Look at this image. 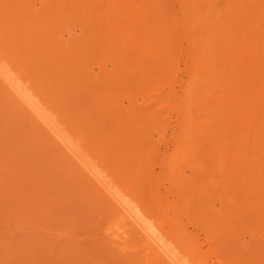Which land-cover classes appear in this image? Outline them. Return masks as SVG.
Wrapping results in <instances>:
<instances>
[{
  "label": "rangeland",
  "instance_id": "obj_1",
  "mask_svg": "<svg viewBox=\"0 0 264 264\" xmlns=\"http://www.w3.org/2000/svg\"><path fill=\"white\" fill-rule=\"evenodd\" d=\"M25 1H27V3H25ZM25 1L24 0H17V1L16 0H7V1L6 0H0V39H1L0 40V61H2L3 63L5 62L4 64L7 65L9 68H11L13 73L16 74V76L20 77V79H22L23 82H25L26 86L30 84L29 86L31 88V91L35 92L36 98H39V100L42 102L44 108H46L47 111L50 112L49 114L52 115L51 117L55 120V122L57 121L56 126H57V124H59V125H58V128L56 126H53L50 123H47L48 124L47 125L46 122L41 117H39V115H37L36 112H34L33 110H32V112H31V110H28L29 108L28 107L26 108L24 106L23 102L20 101V98L13 91L10 90L11 88L9 87L7 82L0 76V79L2 78V80L4 81L3 83H0V146H1L0 147V159H1L0 160V264H109L110 262H112L110 264H115V263L124 264V263H126L124 261H127V260H128L127 264H131V262H132V264H136V263L137 264H145V263L147 264L146 261L149 258L147 256L148 251L145 250V248L143 247V245H142L143 240L140 238V235H137L138 236V237L136 236L137 238L134 236V237H132L133 239L129 238L127 240L126 243H128V244H126V246L124 245L125 250L127 252L124 251V249L122 250V248H120V246H119L120 249H118L116 247L118 245H116V244H115L116 246L112 245L110 243L111 238H109L105 235L106 227H109V225L112 224L111 222H113L112 221L113 219L115 220V212L114 211H116V207L114 205L113 200H111L112 198H111L110 194L104 190L105 188L102 187V184H100L94 177H92L91 174L88 173L89 170L86 167V164L88 162V158H91L90 160L93 163L96 162L97 164H99L100 162H102V164L100 163V166L99 165H97V166H99L102 171H104V172H106V174H108V176H109L108 179L112 178V180L114 179V182L117 180L115 183H117L118 186L121 185V187L125 190L127 189L128 192H133L132 195H134V197L137 198L141 204H143V207H144V205L147 206L145 209L148 210V208L150 207L149 212L151 211V213H156L155 215H156V217H158V219L160 221L161 220H162V222L166 221L165 224L163 223L164 225H166V223L170 222V220L168 219L170 215L175 216L176 215L175 212H177L181 209V208H179L181 204L183 206L185 205L184 207L186 209L183 208V209H181V211H179V218L180 219L178 221H176V224L175 225H171V224L168 225L167 224L168 226L166 225L167 226L166 230H168V232L171 229V228H169L170 225L173 227H176V230H178V232H177L178 237L177 236H175V237H176V242H177L176 244H178V246H179L178 247L179 249L177 251H179V252L182 251V253H180L181 255L179 254V257L181 256V259L183 257L184 261L181 260L182 262L185 263L190 258L191 260H189V261L193 260L191 262V264L193 262H196L197 259H199L198 260L199 262H197L199 264H219V263L220 264H226L223 262V260L226 262L229 260L228 258H230V257L232 258V253L230 254V251L231 252L234 251L232 249L233 246H230L228 244L229 242H226L221 235L217 234L218 236H221V239H220V237L217 238L216 235H215L216 238H214L213 237L214 234H216V232L218 230H221L224 228V230H222V231L227 233V234L229 233V230H231L232 233L234 232L233 233L234 235L238 236V234H239L238 238L240 237L239 240L242 241V239H244V237L247 236V234H245V233H247L248 228L251 225H248L247 221L243 218L242 219L247 223V225L245 223V227L247 228V230H245L244 228H241L244 226V223H243L244 221L242 219H241L242 223H240L241 225L239 224L241 227L235 226L237 224L232 225L231 220L232 221L235 220V215L233 213L235 211H234V209H230L232 207H229V208L227 207L228 209H225L226 208L225 206H224L225 208L223 207L222 201L224 200L223 198H225V200H226V197H223L221 194L222 192L219 191L218 189H216V187L221 188L220 186H218L220 184L217 185V183H218L217 181L212 182V180L213 181H215V180L210 178L209 176L207 177L206 175H205L206 177H204V180H203L204 175L202 177H200V179H198V177L197 178L194 177L195 171H194V167H192V166H194V164H192L193 162L187 163L183 157H181L182 159L179 158L180 159V160H178L179 162L175 159V157H176L175 155H174V158L168 157L169 155L172 156L171 151L173 150L170 132L166 133V134H162L161 136L157 135V133H158L157 131L159 130L160 125H161V124L157 125L158 122H165V125L168 124L164 120L166 115L165 116L162 115V118H163L162 121H158L157 119H154V123L156 122V127L158 130L156 129L155 124H153L151 122V120L153 118H151L150 116H152L151 112H154V110L160 109L163 106V105H161V103L165 104L166 99L167 98L169 99L170 95H172L171 92L175 93L173 95L179 96L177 98V102L183 100L182 95L184 96L185 93L187 92L188 82L190 81V80H188V78H190L188 76H190L191 74L188 75V73H191V71H193V69L197 68V66H199V64H202V66L200 65L202 67L201 75L204 78H202L200 81L203 83V85L200 82L199 85L201 87L200 86L197 87V89H196L197 95L195 98L192 96L191 97L192 99H191L189 96L190 94H187V97H189V100L192 103H189V100H187L186 97L184 98V101L189 103L190 106H191V104L195 106V104L196 105L200 104L199 101L204 96V94H202V91L204 92L206 90L205 96H204V97H206V96H208L207 95L208 93L209 94L212 93L211 88H213V90L216 89L217 91L221 90V86H222L221 82H224V81L226 82L225 77L228 75V73L230 71L233 70L232 67H233V65L234 66L236 65L238 58L241 59V58L246 56V53L243 50H238L237 48L239 47L238 43H242L245 41V40H243V38H246V37L248 38V34L245 31L246 33L244 32L243 35H241L240 31L234 25H232L231 22L233 20L235 21L239 16H241V13L242 14L245 13V14H243L245 18L248 19L249 17H251V19H248V20H250V21L252 19L255 20V21L252 20L250 22L251 24H252V22H254V24L251 25V27H252V30L254 29V31H255L257 19L260 18L258 15V14H260L259 10H261L262 13H264V11H263L264 4H262V2L264 3V1H262V0L261 1L260 0H257V1L256 0H241L242 1V3H241L240 0L239 1L238 0H221L222 2L217 3V1L215 0L216 1V3H215L214 0H211L212 3L210 1L209 2L212 4V6L210 3H209L210 5L208 4L206 6V3H207V1H206L205 4L203 5V7L205 9L203 10V8H201L202 12H203L202 16H204V17H202V19L200 17L188 18V17H190L189 14L190 15H192V14L197 15L199 13V11H201V10H197V12H195L194 7L193 6H192L193 8L191 7V4H190L191 1L190 0H188L187 2H184L183 0H167V1L165 0L166 1L165 4H164V2H162V0H159L157 2H155L156 1L155 0L153 5L156 4L161 8V4H159V3L162 2V4H164L163 6H166L167 8L170 7L169 12H168V10L165 9L166 7H164V13L162 12L163 8L160 10L161 12L159 11V8H156L158 10V12H157V10L154 12L155 8H152L153 5L152 6H150L151 4L149 5V3L152 2L151 0H150L151 2L149 0H141L140 2H139V0H126V1L120 0L121 3L119 2V0H104V1L103 0H97V2H96V0H90L91 2L89 0H25ZM145 1L149 2L148 3L149 7H147V4ZM218 1H220V0H218ZM245 1H248V4ZM92 2H94V3L91 4ZM107 2L108 3L111 2L112 4L110 3L111 5H109V4H107ZM115 2H116V4H118L119 7H120L119 4L122 5L120 8L116 5L118 7V9H120V10L122 9V11H120V10H118L120 12L114 11L117 8L116 6H115L116 8L113 7L114 10H112V8H111L112 11H110V7L113 6V3L115 4ZM223 2L225 4H229L228 8H229V10H231V11L227 10L229 15L226 14L227 12L225 10L226 9L225 6L227 7V5H225ZM22 3H24V4H22ZM214 3L218 4V5L220 4L221 6L215 5ZM249 3H251V4H249ZM253 3H255V4H253ZM100 4H103V5H100ZM129 4H130V6H129ZM248 5H249L250 9H247V8H249ZM259 5H262L263 7L259 6ZM102 6H104V7H102ZM142 6L145 7V10L143 9ZM210 6H211V8H213V6H214L215 7L214 10L210 9ZM222 6H224L223 8H225V9H223ZM230 6L233 8H231ZM125 7H126V9H125ZM133 7H135V8H133ZM137 7H141L142 10L140 8H137ZM173 7H175V8H173ZM207 7L209 9H207ZM238 7H240V8H238ZM136 9L137 10L139 9V14H140V11L142 12L141 17L146 16V13H145V15H143V10H144V12L145 11L147 12V16L150 13H153L152 15L156 16L157 20L159 17L161 19L160 14L164 15V14L170 13V16L172 19L171 23L173 22V24H174V26H173V24H170V29L173 30L176 25H177V29L181 28V29H179L180 32L176 28L174 29V31H176V32L178 31L177 37H179L178 39L181 42L180 46H178V44L176 45V49L178 47L179 52L177 51L178 50L177 49L176 51H174L175 54H174V52L172 54L169 53L170 56H168L169 59L170 58L172 59V62L174 61V63H172V66L174 67V64L176 62L175 67H177V68L171 67V69L173 68V70L171 71V76H173V77H171L170 74L169 75L167 74L166 77L163 79V80H165V83H162L163 80H160V78H159L158 81H162V82L158 83L159 85H161V83H162L161 88H159V86L156 84L157 82H156L155 76H157V75L151 76V75H153L151 72L154 73V69H152L151 66H148L146 64L150 60H151V62H153V60H156L153 58V55L151 52H153V53L155 52V55H158V56H155V58L158 59L160 57V52H161L160 50L161 49L158 47V45L157 46L155 44L151 45V44H153V43H151V40H150V45H147V43H146V45H142L141 39L144 38V35L142 34V33H144L145 35L150 36V38H152L153 40H156L155 42L160 41L159 39H156V37L153 35V34L158 35V33H159V32L157 33L158 30H157L155 25H157L159 23L162 24L164 19H165V22L166 21L169 22V21H168V18L165 17L167 15H165V16H163L164 18L162 19L163 20L162 22L159 21L160 19L158 21H156V19H155V22H154V21H152V19H154V17L152 18V16L149 15L148 17L152 18L151 19L152 22H150V18H148L147 16H146L147 20H145L146 18L139 17V14L135 15V14H137L134 11ZM219 9L222 11H219ZM252 9H254L255 11ZM105 10H107V11H105ZM190 10H192L191 13H188V12H190ZM205 10L207 11V15H206ZM209 10H211V11H209ZM223 10H224V12H223ZM130 11H132V12H130ZM166 11H167V13H165ZM175 11H177V12H175ZM183 11H185L186 13H184ZM251 11H252V13L255 12V15L257 18L254 16V14L251 13ZM9 12H11V13H9ZM121 12L124 14H127V16L124 15L125 16L124 19L121 18L123 16V14ZM220 12H222V14ZM129 13H131L130 16H129ZM157 13H158L159 17L156 15ZM208 13L210 14V16H208ZM218 13H219V16H217ZM110 14H111V16H109ZM224 14H225V17H224ZM7 15L8 16L10 15L9 17L11 19H9V17ZM104 15H105V17H104ZM173 15H174V18H172ZM187 15H188V17H186ZM212 15H215L216 17L215 16L212 17ZM248 15H250V16H248ZM252 15H253V17H252ZM85 16H87V17H85ZM235 16H237V17H235ZM1 17H3V18H1ZM210 17L212 20L210 19ZM94 18H96L95 21L93 20ZM117 18L118 19L120 18L121 20L119 19V21H121V22H119ZM203 18H204V20L208 19V22L209 21L210 22L203 24L202 23ZM125 19H126V22H127V20L129 21V22H127V23H129V25L126 24L129 27H127L126 25H125L126 27H124L126 30V33H128V31H129V33H128V35L126 33L125 34L129 37V35L131 36L132 32L135 31L134 33H132V36H133V34H136V31H137V35H139L140 37H141V35H143V37H141V39H140L141 42H140V40H138L137 35H134L135 39H133V40L131 39L132 37H129V38L127 37L128 39L124 38V36H125L124 32L125 31H124L123 25L121 26V24H124L122 20H125ZM135 19L138 20V23H140L139 22L140 19L141 20L144 19L145 21H147L145 23L142 20V22L145 23L144 26L145 25L147 26V27H145L146 31L143 30L144 28L143 29L140 28V27H142L143 23L139 24L141 26H139L137 24L138 27H137V25H135L137 22V20L135 21ZM148 19H149L150 23L154 22L153 24H154L156 29L153 27V24L152 25L148 24L149 23ZM188 19H190V21ZM263 19H262L263 35L261 36L262 42H264V21H263ZM113 20L116 22V24L117 23H119V24L116 25ZM194 20H196L198 22V24L196 23V21L193 22ZM199 20H201V22ZM204 20H203V22H204ZM185 21L188 22V24ZM206 21L207 20H205V22ZM165 22H164V24H165ZM228 22H230V23H228ZM27 23H29V24H27ZM112 23L116 27H114V25ZM132 23L134 26H132ZM178 23H179L180 27L178 26ZM190 23H192V24H190ZM61 25L63 27H61ZM159 25H157V26H159ZM201 25L202 26L205 25V26H203L204 28L203 27L201 28ZM206 25H207V27H206ZM85 26H87V28ZM111 26H112V28H110ZM119 26H121L122 28ZM185 26H187L188 30L186 29ZM188 26H190V27L193 26V27L189 30L190 27L188 28ZM198 26H199V28H198ZM221 26H223V27H221ZM134 27L135 28L137 27V30ZM194 27L196 28V30L193 29ZM210 27H211V29H210ZM229 27H231V28H229ZM120 28H121V30H120L121 32L119 31ZM146 28H148L149 30L151 29V32ZM229 29L230 30L233 29V31L229 32L230 31ZM20 30L22 31V33ZM122 30H123V33H122ZM139 30H141L142 32ZM162 30H164V29H162ZM208 30H210V31L208 32ZM79 31H81V32H79ZM116 31L120 33L119 36L117 35ZM152 31H153V34H151ZM188 31L189 32L192 31V33H188ZM211 31H212L213 35L210 34ZM216 31L219 32V34L217 33V35H215ZM234 31L235 32L239 31V32L235 33ZM154 32H156L157 34ZM195 32H197V33H195ZM226 32H227V34H226ZM121 33L124 35L121 36ZM206 33H208L209 37H211V36H213V38L215 36H217V37H215L214 40H213V38L212 39L207 38L208 36H206ZM228 33H229V37H228ZM245 34H246V36H245ZM67 35H68V37H67ZM92 35H93V37H92ZM98 35H99V39H98ZM239 35H241L243 37H241ZM102 36H103V39H102ZM230 36H231V38H230ZM114 37H116V39ZM55 38H57V39L55 40ZM94 38H96V39H94ZM100 38L102 41L100 40ZM113 38L115 39L114 41H112ZM218 38H220V39H218ZM178 39L176 40L177 42H179ZM204 39L205 40L209 39V40H207L205 42ZM94 40H96V42ZM119 40H120L121 44L123 42H124V44H126L125 42H127L128 44H126V45L128 47H126V45L122 46L120 44ZM129 40H131V41H129ZM136 40L138 42H140L141 44L138 45L139 43L135 42ZM198 40H200V41H198ZM103 41H106V43ZM145 41H147V40H145ZM219 41H221V42H219ZM234 42L236 43V46L238 45L237 48H235L234 44L231 45ZM97 43H98V45H97ZM100 43L103 45H101ZM109 43H110V46L108 47ZM91 45H92V48H91ZM119 45L122 46V48ZM197 45H198V47H197ZM211 45H212V48H211ZM241 45H243V44H241ZM105 46H107V47L105 48ZM117 46H119L118 47L119 51L117 50ZM229 46H232L230 48H233L235 55H233V52H231L232 51L231 49H230L231 51L229 52V49H228ZM113 47L117 52L112 49ZM213 47H214V49H213ZM62 48H64V50H62ZM85 48H86V50H85ZM207 48L209 51L207 50ZM201 49H202V54H201ZM212 49L215 52L214 54H213ZM218 49H220V50H218ZM223 49L225 50L224 52H223ZM99 50H101V51H99ZM138 50H140V51H138ZM215 50L216 51L218 50V53ZM198 51L200 52V55H199ZM203 51L206 52V54ZM210 51H212V53H210ZM226 51H227L228 55L226 54ZM237 51H238V53H240V55H238V56H237ZM93 52H94V54H93ZM197 52H198V55L196 54ZM221 52H223V53H221ZM194 54L196 56H194ZM204 54H205V56L207 55L206 58L210 57V59L208 58L210 60V61L208 60L209 61L208 63L210 65V67L208 66L209 71L206 68L208 63L203 64L204 61H206ZM151 55H152V59H150ZM201 55H202V57L200 59ZM241 55H244V56H241ZM138 56H140L139 58L143 64V66L141 64L139 65V63H140L138 61L139 58L137 60ZM141 56H142V58H141ZM144 56H146V57H144ZM147 56H149L148 59H146ZM113 57H114V59H113ZM143 57H144V59H143ZM227 58H229V59H227ZM124 59H125V61H124ZM142 59H143V61H142ZM215 59H217V60H215ZM235 59H236V61H235ZM77 60H80V62ZM202 60H203V63H202ZM218 60H219V62L216 64V61H218ZM74 61H76V62H74ZM130 61H131V63H130ZM177 61H178L179 66L177 65ZM151 62H149V64ZM130 64H131V66H129ZM214 64H216V65H214ZM220 64H222V65L220 66ZM225 64H226V66L228 65L229 67L227 66L228 68L227 67L225 68ZM107 66H108V68H107ZM188 66L189 67L191 66L190 70H189ZM200 66H199V69H200ZM263 66H264V64H263ZM85 67H86V69H85ZM88 67H89V69H88ZM143 67H144V69H143ZM153 67H154V65H153ZM214 67H215V69H214ZM126 68H128V69H126ZM137 68H139V70H137ZM146 68H149V70L151 72ZM204 68L208 72L206 74H204V76H203V73L205 72ZM221 68H222V70H221ZM129 69L133 73L130 72ZM227 69H228V71H227ZM211 71H212V75L210 74ZM89 72H90V74L92 73L91 76L89 75ZM176 72H177V78H176ZM214 73H215L216 79H215V77H213ZM110 74H112V75L110 76ZM138 74L142 77L140 78V76ZM83 75H85V76H83ZM133 75H134V77H133ZM217 76L219 78H217ZM228 76H230V75H228ZM109 77H110V79H109ZM168 77H170V78L168 79ZM138 78H139V80H138ZM174 78H176V79H174ZM210 78H211V80H210ZM112 79L114 80V82ZM118 79H119V81H118ZM166 79L169 82L171 81V83L167 84L168 81ZM186 79H187V81H186ZM208 79H209V81H207ZM105 80H106V82H105ZM110 80H111V82H110ZM174 80H175V82H173ZM203 80L204 81L206 80L207 83L204 82ZM218 80H221L220 86H219ZM120 81H121V83H120ZM0 82H1V80H0ZM93 83L96 86H93ZM98 83H99V85H98ZM172 83H173V85H170ZM182 83L185 84L184 85L185 87L181 86ZM198 83H199V81H198ZM198 83H197V85H198ZM137 84H138V86H137ZM176 84H178V85H176ZM204 84L209 85L211 88L209 86L207 87ZM107 86H108V89H107ZM155 86H156V89L158 87V89L162 90L163 93H162V91L161 92L157 91L158 95L155 96L154 93L156 94V89L153 90V88H155ZM147 87H148V89H146ZM151 87H153V88H151ZM202 87H203V89L200 90ZM122 88H123V90H122ZM136 88H137V91H136ZM208 89L210 92H207ZM96 90H98V91H96ZM185 90H186V92L184 93ZM110 91H112V93L114 92L113 95L110 93ZM143 91L145 94L143 93ZM188 91H189V89H188ZM200 91H201L200 94L202 95L201 97H200V94L198 96V93ZM151 92L153 93L152 96H151ZM108 93L111 96H109ZM176 93H178V94H176ZM159 94L161 96H159ZM179 94L181 95V100H180ZM83 95H85V96L83 97ZM132 95H133V97H132ZM112 96H113V98H112ZM163 96L164 97L166 96L165 100H164ZM145 98H148L147 102H146ZM100 99H101V101H100ZM117 99H119V100H117ZM158 99H161V100L163 99V101L160 100L161 101V103H160V101ZM178 99H179V101H178ZM1 108H2V110H1ZM104 108H106V109H104ZM188 108H192V107H188ZM150 109H152V111ZM120 110H121V112H119ZM148 110H150V111L148 112ZM93 112H94V114H93ZM120 113H121V115H120ZM136 113L137 114L139 113L138 116H136L137 115ZM150 113H151V115H150ZM115 114H116V116H115ZM141 114L142 115L145 114V115H143V117L144 116L145 117L143 118ZM102 115H105L106 118H105V116H102ZM147 115L150 119L147 118ZM55 116H56V118H54ZM141 117H142V119H146L147 121H149L150 124L145 120L144 121L143 120L138 121L141 119ZM137 118H138V120H137ZM172 118H171L172 121H174L176 119L174 117V115L172 116ZM77 119H78V121H77ZM116 120H117V124H116ZM118 121L121 122V125L118 124ZM131 121L133 124H131ZM145 122H147L148 124H146ZM124 123H125L126 127L123 126ZM135 124H136V126H135ZM138 124H140L139 126L142 127L141 129H139ZM113 125L114 126L119 125L122 128L118 129L119 126H116L115 127L116 129H115ZM59 126H60V128H59ZM133 126H135V127H133ZM55 128H57V129H55ZM135 128H136V130H139V132H142L141 134L145 135L147 138H148V136L146 134H143V132L150 135V137L153 134L154 137H151V138L149 137V139H147L145 136L143 137L140 135L141 138L143 137L144 139H140V138L138 139L139 136H137V134H136L137 132H135V133L133 132V131H135L134 130ZM59 129H61V130L59 131ZM151 129H154V130H151ZM56 130H57V132H56ZM69 130H71V131H69ZM120 130H121L122 134H124L125 137L123 135H120V133H121ZM62 131H63V133H61ZM125 131L127 132L128 136H129V138H127L128 141H129V139L134 138L136 145L134 144L135 142L132 143L131 140H130L131 142H129V143L131 145L133 144L132 145L133 147L135 145V148L141 149L140 152H138L139 150L136 151L137 153H141V154H139V156L137 155L138 158H136V155H134V154H132L133 157L131 156V153H134L133 151L131 152V149L133 147L128 148L127 151H129V149H130L128 154L125 153V152H127L126 150L122 149L124 147H122V144H121L122 141L120 142L119 139L121 137L125 138V139H126V137H128V136H126L127 134ZM103 132H105L106 134ZM112 132H114V133L118 132L117 134H115L118 137V140L116 139V136L113 135ZM88 133H90L91 135H88ZM129 133L132 135H130ZM134 134H136V135H134ZM63 135H66V136L70 135L69 136L70 140L76 142L79 145V148L81 149L80 150L81 154L80 155L78 154V155L81 156V158L76 156L74 153L67 152V150L70 151L69 148L64 146V145H61V144H63V140H64ZM85 136L88 138H86ZM161 137H163V138H161ZM60 139H63V140H61L62 143H61ZM81 139H82V141H81ZM108 139H109V141H108ZM145 139H146V141H145ZM59 142H60V144H59ZM119 142H120L121 146L119 145ZM140 142H143L147 146L145 147V145L142 143L143 148H144V149H142V145H140ZM113 143H115V144H113ZM124 143H126V141L123 142V144ZM129 143H128V146L130 147L131 145ZM153 143H154V145H153ZM81 144H82V146H81ZM112 146H113V148H111ZM126 147H127V145H126ZM65 148H67V150ZM117 148L119 149V151ZM11 154H12V156H11ZM121 154H123V155H121ZM124 154L126 157L124 156ZM147 154H148V157L146 156ZM127 155L128 156L130 155V159ZM140 155H141V157H140ZM144 155L146 157H144ZM121 156H123V157H121ZM134 156H135V158H134ZM258 156H261L260 151L258 153ZM76 158H78L79 160ZM106 158L108 159V161ZM161 158L163 160H161ZM74 159H75V161H74ZM84 159H86V160H84ZM131 159L134 161L135 165H137L136 162H138L139 164L142 163V165L138 164V166H141V168L143 169V170L141 168L139 169V171L141 170L140 174H142V172L145 170L146 176H148L149 179L147 177H145L144 172H143L144 177H142V175L137 173L138 172L137 169L139 167L137 166L138 168L136 167L137 169H135L134 163ZM142 159H143V161H142ZM125 160H126V162H125ZM127 160L129 161V164L127 163ZM130 160H131V163H133V164L130 163ZM77 161H79V162L84 161L85 163L84 164H83V162L78 163ZM146 162H148L147 164H149V165H147L148 168H144L146 166ZM263 162H264V159H263ZM143 163H145V165ZM165 164L168 167L166 166V168H163L162 165L164 166ZM170 164L173 165V169L175 168L174 166L177 165L178 167L176 166V168H178V170H176V169H174V170L178 172V175H180V173H181V175L186 176V177H179V179H177V178L174 179V177L177 174L174 175L173 177H172V174L175 171L173 169L170 170V172L174 171L173 173H171V175H170V172L167 171L168 168L170 167ZM82 165H84V167ZM143 165H144V167H142ZM179 168H180V170H179ZM82 170H84V171H82ZM133 170L134 171L137 170V171L134 173ZM164 170H165V172H164ZM148 171H150L151 175H149ZM168 172H169V174H168ZM133 173L135 175L136 174L137 175H136V178L132 179L131 178L132 175H133V177L135 176ZM84 175L85 176L88 175V176L85 177ZM6 176H7V178H5ZM138 176H139V179L141 178L140 180L142 182H143L142 179L143 178L145 179L143 184L139 180L138 181L141 182L140 184L138 183L139 185L136 182H135L136 184L134 183L135 179H137ZM149 176H152V178H154V180L151 178L153 180L152 181ZM176 177H178V176H176ZM38 178H40V179H38ZM170 178L176 180L177 182L174 180H170ZM205 178L206 179L210 178L211 181H210V179L209 180L207 179V182H206ZM146 179H147V182H146ZM195 179H197L198 181H195ZM193 180L195 181V183ZM31 181H32V183H31ZM154 181H155V183H154ZM95 182H97V184ZM132 183H133V185H132ZM176 183L178 185L175 186L174 184H176ZM201 183H203V184H201ZM204 183H206V184H204ZM212 184L217 185V186L214 187ZM97 185L99 187L101 186L100 187L101 189ZM133 187H135L134 188L135 191H139V192H134V189H133V191H131ZM176 187H178V188H176ZM136 188H137V190H136ZM211 188H213L212 191H211ZM147 189H148V193H147ZM184 189H185V191H184ZM197 189H199V190H197ZM151 190H154L155 194H154V191L152 193ZM144 191H146V192H144ZM155 195H157V196H155ZM184 195H185V197H184ZM12 196H14V197H12ZM151 196L155 197V198H152ZM206 196H208V197H206ZM227 199L230 200V197ZM146 200L147 201L149 200V201L146 202ZM209 200H211V201H209ZM182 205H181V207H182ZM186 205H188V206H186ZM214 205L216 206L215 208H213ZM226 205H228V204H226ZM154 206H155V208H154ZM220 206H222V207L220 208ZM213 209H214V211H213ZM220 210H222V211H220ZM227 210H230V211H227ZM183 212L186 214V216ZM221 213L223 214V216H221V217L222 218L224 217L223 223L222 222L219 223V221L217 220V218L220 217V215H222ZM212 214H213V216H212ZM222 218H221V221H222ZM110 219H111V221H110ZM218 219L220 220V218H218ZM224 220H225V222H224ZM177 223H178V225H177ZM211 223H214V224H211ZM228 224H229V226H228ZM102 232H104V233H102ZM223 232L220 231V234H223ZM102 234L105 235L104 238H102L103 237ZM108 238L110 239L109 241H107ZM134 238H136V239H134ZM248 240L249 239H245L244 241H248ZM105 241H107V245H108V243L111 244V247L104 245V244H106ZM218 241H220V242H218ZM134 242H135V244H134ZM242 243H243V241H242ZM129 245L130 246L132 245V246L130 247ZM104 246H105V248H103ZM134 246L136 248H134V250H133L132 248ZM250 246L248 247L249 249H250ZM128 247L131 250L128 249L129 250L128 251L127 250ZM137 247H138V249H137ZM139 249L141 251H139ZM121 250L126 252V253L122 252ZM135 250L138 251L137 254H136ZM130 253H132L131 255H133V256H131ZM249 253H250V251H249ZM251 253H252V256L254 257L255 256L254 252L251 251ZM123 254H124V256H123ZM195 254L198 256V258H196L197 256ZM119 255H120V257H118ZM182 255H184V256H182ZM115 256L118 257L117 260L118 259L120 260V258H121L122 261L121 260L120 261L123 263H121L120 261L117 262L115 259L116 258ZM121 256L125 257L126 259L125 258L122 259ZM133 257H135V260L133 259ZM185 257L186 258L188 257V259H186ZM194 260H196V261H194ZM105 262H107V263H105ZM158 264H166V263L163 260L162 261L160 260Z\"/></svg>",
  "mask_w": 264,
  "mask_h": 264
},
{
  "label": "bare ground",
  "instance_id": "obj_2",
  "mask_svg": "<svg viewBox=\"0 0 264 264\" xmlns=\"http://www.w3.org/2000/svg\"><path fill=\"white\" fill-rule=\"evenodd\" d=\"M7 1V0H6ZM17 1V0H16ZM25 1V0H24ZM90 1V0H89ZM104 1V0H103ZM126 1V0H125ZM141 0H139V2H140ZM150 1V0H149ZM152 1V2H151ZM150 2L151 3H149V2H146V4H147V7H149L148 6V3H149V5L150 6H152L153 5V3H154V1L155 0H151ZM157 1H159V0H156L155 2H157ZM167 1V0H166ZM166 1L164 0H162V2H164V4L166 3ZM184 2H187L188 0H183ZM191 1V7L193 6L194 7V10H195V12H197V10H201V11H199V13L197 14V15H190L189 14V16L190 17H188V15L186 16V17H188V18H195V17H200L201 19H202V17H204V16H202L203 15V12H202V9L201 8H203V10L205 9L204 7H203V5L205 4V2L207 1V3H206V6L211 2V0H190ZM210 1V2H209ZM217 1V3L218 2H222L221 0L220 1H218V0H216ZM216 1L214 0V2L216 3ZM239 1V0H238ZM241 1V0H240ZM257 1V0H256ZM255 1V2H256ZM261 1V0H260ZM262 1H264V0H262ZM91 2V1H90ZM89 2V3H90ZM96 2H97V0H96ZM95 2V3H96ZM119 2L121 3V1L119 0ZM129 2V1H128ZM132 2V1H131ZM144 2V1H143ZM162 2H158L159 4H161V8L158 6V5H153L152 6V8H155V10H154V12L157 10L156 8H159V11L163 8V13H164V7H166V6H163L164 4H162ZM230 2V1H229ZM245 2H247V4H248V1H245ZM251 2V1H250ZM18 3V2H17ZM25 3H27V1H25ZM94 2H92L91 4H93ZM103 3V2H102ZM111 3V2H110ZM110 3H108L107 2V4H109V5H111ZM133 3V2H132ZM135 3V2H134ZM212 3V2H211ZM210 3V4H211ZM214 3V4H215ZM224 3V2H223ZM241 3H242V1H241ZM22 4H24V3H22ZM98 4V3H97ZM145 4V3H144ZM183 4V3H182ZM189 4V5H190ZM209 4V5H210ZM225 4V3H224ZM246 4V3H245ZM244 4V5H245ZM249 4H251V3H249ZM253 4H255V3H253ZM252 4V5H253ZM257 4V3H256ZM262 4H264L263 2H262ZM100 5H103V4H100ZM118 6V4H116V2H115V4L113 3V6H111L110 7V11H112V10H114L113 9V7L114 8H116L117 6ZM120 5V7L122 6L121 4H119ZM141 5V4H140ZM139 5V6H140ZM167 5V4H166ZM172 5V4H171ZM178 5V4H177ZM176 5V6H177ZM215 5H218V4H215ZM220 5V4H219ZM218 5V6H219ZM225 5H227V7L225 6ZM224 6H225V8H223L224 6H222V8L223 9H225L226 10V12H227V10H229V8H228V5L229 4H225ZM232 5V4H231ZM243 5V6H244ZM12 6V5H11ZM116 6V7H115ZM125 6V5H124ZM127 6V5H126ZM129 6H130V4H129ZM163 6V7H162ZM173 6V5H172ZM175 6V5H174ZM211 6H212V4H211ZM211 6H210V9H213L214 10V6H213V8H211ZM217 6V7H218ZM221 6V5H220ZM235 6V5H234ZM241 6V5H240ZM246 6V5H245ZM257 6V5H256ZM259 6H262V5H259ZM15 7V6H14ZM90 7V6H89ZM102 7H104V6H102ZM119 7V6H118ZM118 7L116 8V10H114V11H117V12H120V11H122V9L120 10V9H118ZM119 7V8H120ZM143 7V9L145 10V7L144 6H142ZM178 7V6H177ZM192 7V8H193ZM231 7V6H230ZM247 7V6H246ZM248 7H249V5H248ZM253 7V6H252ZM263 7V6H262ZM43 8V7H42ZM109 8V7H108ZM111 8H112V10H111ZM131 8V7H130ZM133 8H135V7H133ZM137 8H140L141 10H142V8L141 7H137ZM173 8H175V7H173ZM220 8V7H219ZM228 8V9H227ZM231 8H233V7H231ZM238 8H240V7H238ZM258 8V7H257ZM125 9H126V7H125ZM166 10H168V12H169V9H170V7L169 8H165ZM191 9V8H190ZM207 9H209L208 7H207ZM206 9V10H207ZM217 9V8H216ZM235 9V8H234ZM247 9H250V7L249 8H247ZM44 10V9H43ZM104 10V9H103ZM118 10H120V11H118ZM137 10V9H136ZM136 10H134L135 11V13H137V14H135V15H138L139 14V9L136 11ZM144 10H143V15H145V13H146V16H147V12L145 11L144 12ZM172 10V9H171ZM178 10V9H177ZM189 10V9H188ZM205 10V11H206ZM218 10V9H217ZM245 10V9H244ZM252 10H254V9H252ZM10 11V10H9ZM95 11V10H94ZM105 11H107V10H105ZM133 11V10H132ZM132 11H130V12H132ZM182 11V10H181ZM186 11V10H185ZM185 11H183L184 13H186ZM191 11L192 10H190V12H188V13H191ZM208 11V10H207ZM207 11H206V15H207ZM209 11H211V10H209ZM219 11H222V10H220L219 9ZM229 11H231V10H229ZM239 11V10H238ZM255 11V10H254ZM260 12V14H258L259 15V19H257V23H256V28H255V31H254V29L252 30V27H251V25H253L254 24V22H252V24L250 23L251 21L250 20H248V19H251V17H249L248 19L247 18H245L244 17V15L243 14H245V13H241V16H239L235 21L233 20L231 23H232V25H234L239 31H240V34L241 35H243V33L246 31L247 32V34H248V38L246 37V38H243V40H245L244 42H242V43H238V45H239V47L237 48V46H236V43L234 42V43H232L231 45H235V48H237L238 50H243L245 53H246V56L245 57H243V58H238V60H237V63H236V65L234 66L233 64V70L232 71H230L229 73H228V75H230V76H226L225 77V79H226V82L224 83V82H221L222 84V86H221V90H213V88H211L209 85H206V84H204V85H206L207 87L209 86L211 89H212V93H208L207 95L208 96H206V97H204L205 96V91L203 92L202 91V94H204V96L202 97V99H200V104H195V106L194 105H192L191 104V106L189 105V103H192L190 100H189V97H187V94H190L189 96H190V98L193 96L194 98L196 97V95H197V93H196V89H197V87L198 86H200L199 84H200V80L202 79V78H204V77H202V75H201V70H202V64H199V66H200V69H199V66H197V68H195V69H193V71H191V73H188V75H190V76H188V77H190V78H188V80H190L189 82H188V86H187V92H186V90L184 91V93H185V95L183 96L182 95V97H183V100H181V95H180V100L181 101H179V99H178V101L179 102H177V98L179 97V96H176V95H173V94H175L174 92H171V94L172 95H170V97H169V99L167 98L166 99V102H165V104H162L161 103V101H163V99L161 100V99H158L159 101H160V103H161V105H163L160 109H156V110H154V112H151L152 113V116H150L151 118H153L152 120H151V122L153 123V124H155V127H156V122L154 123V119H157L158 121H162V115L163 116H165V121H166V123H168V124H166L165 125V122H158V124L157 125H159V124H161L160 125V128H159V130L157 129V127H156V129L158 130L157 132V135H162V134H166V133H169L170 132V136H171V141H172V145H173V150L171 151V153H172V156L171 155H169L168 157L169 158H174V155L176 156L175 157V159L178 161V160H180L179 158H181V157H183L184 158V160L188 163V162H193L192 164H194V166H192V167H194V171H195V176L194 177H198V179H200V177H202L203 175V180H204V177H210V178H212V179H214L215 181H213L212 180V182H218L217 183V185L218 184H220V185H218V186H220L221 188H218V187H216V189H218L219 191H221L222 193V196L223 197H226V200H225V198H223L224 200L222 201L223 202V207L225 208V209H228L229 207H232V208H230V209H234V211L235 212H233L234 213V215H235V220H231V222H232V225L234 224H237V225H235V226H240L241 224L240 223H242L241 222V219L243 218V219H245L246 221H247V223H248V225H251V226H249V228H248V231H247V233H245V234H247V236L246 237H244V239H242V241H243V243H242V241H240L239 240V238H238V236H239V234H238V236L237 235H234L233 233H232V231L231 230H229V233L227 234V233H225V232H223L222 230H224V228L223 229H221V230H218L217 232H216V234H214V238H218V237H220V239H221V236L223 237V239L226 241V242H229L228 244L230 245V246H233L232 247V249L234 250V251H230V254L232 253V258L230 257V258H228L229 260L228 261H224L223 260V262L224 263H226V264H264V162H263V159H264V66H263V64H264V42H262V40H261V36L263 35V26H262V24H263V22H262V19L264 18V13H262V11L261 10H259ZM263 11H264V9H263ZM96 12V11H95ZM128 12V11H127ZM150 12V11H149ZM152 12V11H151ZM157 12H158V10H157ZM161 12V11H160ZM175 12H177V11H175ZM223 12H224V10H223ZM225 12V13H226ZM234 12V11H233ZM236 12V11H235ZM9 13H11V12H9ZM63 13V12H62ZM100 13V12H99ZM122 13V12H121ZM120 13V14H121ZM165 13H167V11L165 12ZM187 13V14H188ZM212 13V12H211ZM221 14H222V12H220ZM232 13V12H231ZM230 13V14H231ZM251 13H252V11H251ZM257 13V12H256ZM14 14V13H13ZM119 14V15H120ZM123 14V16L124 15H126L127 16V14H124V13H122ZM130 14L131 13H129V16H130ZM133 14V13H132ZM142 12L140 11V14H139V17H141L142 15ZM149 14V13H148ZM153 13H150L149 15H151L152 16V18L154 17V19H152V18H150V17H148V18H150V22H152V21H154L155 22V19H156V16H153L152 15ZM175 14V13H174ZM177 14V13H176ZM183 14V13H182ZM195 14V13H194ZM226 14H228V12L226 13ZM237 14V13H236ZM252 14H254V16L256 17V15H255V12H253ZM15 15V14H14ZM92 15V14H91ZM155 15V14H154ZM158 17H159V15H158V13L156 14ZM165 15H167V16H165ZM185 15V14H184ZM205 15V14H204ZM229 15V14H228ZM8 16V15H7ZM10 16V15H9ZM8 16V17H9ZM109 16H111V14L109 15ZM108 16V17H109ZM121 17L122 19H124L125 18V16L124 17ZM146 16L144 17V18H146ZM160 16H161V19H160V17L158 18V20L160 21V22H162L163 20V16H165L166 18H168V21L169 22H165V19H164V21L162 22V24H157V25H159V26H157V25H155L156 26V28H157V33H158V35H155V34H153V31H152V33L151 34H153L155 37H156V39H159L160 41H157V42H155L156 40H153L152 38H150V36H147V35H145L144 33H142L143 35H144V38H142L141 39V37H143V35H141V37L139 36V35H137V31H136V34H133V36H132V33H134V32H132L131 33V36L129 35V37H132L131 39L133 40V39H135L134 37V35H137V38H138V40H142V45H146V43H147V45H150V40H151V43H153V44H151V45H158V47L161 49L160 51L162 52H160V57L157 59V58H155V56H158V55H155V52L153 53V52H151L152 53V55H153V58L154 59H156V60H153V62H151V60L149 61V62H151L150 64H149V62H147L146 64L148 65V66H151L152 67V69H154V73L153 72H151L150 70H149V68H146V69H148L153 75H151V76H155V75H157V76H155L156 78V84L159 86V88H161V85H162V83H165V80H163L165 77H166V75L168 74H170V76H171V71L173 70V68L175 67V65H176V62H175V64H174V67L172 66V63H174V61L172 62V59L170 58L169 59V57L168 56H170L169 55V53H173L174 51H176L177 49H178V47H177V49H176V45L178 44V46H180V44H181V42L179 41V37H177L178 36V31H179V29H181V28H179V29H177V25L174 27V29L176 28L178 31L176 32V31H174V29L172 28L173 26H174V24H173V22L171 23V21H172V19H171V16H170V13H167V14H164V15H161L160 14ZM208 16H210V14L208 13ZM215 15H212V17H214ZM217 16H219V13L217 14ZM248 16H250V15H248ZM83 17V16H82ZM85 17H87V16H85ZM104 17H105V15H104ZM138 17V16H137ZM143 17H141V18H143ZM176 17V16H175ZM216 17V16H215ZM224 17H225V14H224ZM235 17H237V16H235ZM252 17H253V15H252ZM1 18H3V17H1ZM84 18V17H83ZM98 18V17H97ZM127 18V17H126ZM130 18V17H129ZM172 18H174V15H173V17ZM185 18V17H184ZM234 18V17H233ZM257 18V17H256ZM9 19H11L10 17H9ZM95 19L96 18H94L93 20L95 21ZM100 19V18H99ZM108 19V18H107ZM118 19V18H117ZM120 19V18H119ZM119 19H118V21H119ZM139 19V18H138ZM151 19H152V21H151ZM186 19V18H185ZM210 19H211V17H210ZM225 19V18H224ZM229 19V18H228ZM7 20V19H6ZM20 20V19H19ZM98 20V19H97ZM102 20V19H101ZM100 20V21H101ZM110 20V19H109ZM121 20V19H120ZM137 19H135V21H136ZM141 20V19H140ZM139 20V22L140 23H138V20H137V22H136V24L135 25H139V24H141V23H143L142 22V20L146 23L147 21H145V20H147V18L144 20V19H142L141 21ZM157 19H156V21H158ZM167 20V19H166ZM176 20V19H175ZM189 21H190V19H188ZM203 20H204V18H203ZM203 20H202V23L204 24H206V23H209L208 22V19H205V20H207L206 22H205V20H204V22H203ZM212 20V19H211ZM214 20V19H213ZM259 20V21H258ZM108 21V20H107ZM114 21V20H113ZM112 21V22H113ZM117 21V20H116ZM123 21V23L124 24H121V26L123 25V28L124 27H126L127 25H129V23H127V22H129L128 20H127V22H126V19L125 20H122ZM196 20H194L193 22H195ZM200 22H201V20H199ZM231 21V20H230ZM253 21H255V20H253ZM263 21H264V19H263ZM44 22V21H43ZM103 22V21H102ZM115 22V21H114ZM119 22H121V21H119ZM148 22H149V19H148ZM148 23V24H153V23ZM164 22H165V24H164ZM186 22V21H185ZM192 22V23H193ZM199 22V23H200ZM213 22V21H212ZM223 22V21H222ZM64 23V22H63ZM135 23V22H134ZM145 23H143L142 24V27H140V28H144L143 30H145V27H147L146 25L144 26V24ZM187 24H188V22H186ZM192 23H190V24H192ZM196 23L198 24V22L196 21ZM228 23H230V22H228ZM27 24H29V23H27ZM113 24V23H112ZM115 24H116V22H115ZM117 24H119V23H117ZM116 24V25H117ZM127 24V25H126ZM170 24H173V26L171 27L173 30H171L170 29ZM194 24V23H193ZM15 25V24H14ZM13 25V26H14ZM114 25V24H113ZM126 25V26H125ZM138 25H137V27H138ZM150 25V26H151ZM215 25V24H214ZM27 26V25H26ZM88 26V25H87ZM87 26H85L86 28H87ZM121 26H119V27H121ZM132 26H134L133 25V23H132ZM139 26H141V25H139ZM155 26H154V24H153V27L155 28ZM178 26H179V23H178ZM195 26V25H194ZM203 26H205V25H203ZM202 25H201V28L203 27ZM224 26V25H223ZM223 26H221V27H223ZM61 27H63L62 25H61ZM104 27V26H103ZM108 27V26H107ZM114 27H116L115 25H114ZM127 27H129V26H127ZM137 27L135 28L136 30H137ZM180 27V26H179ZM186 27V29H187V26H185ZM190 26H188V28H189ZM193 27V26H192ZM192 27H190L189 28V30L192 28ZM196 27V26H195ZM193 28L194 30H196V28ZM206 27H207V25H206ZM34 28V27H33ZM100 28V27H99ZM110 28H112V26L110 27ZM109 28V29H110ZM122 28V27H121ZM121 28L119 29V31L121 30ZM155 28V29H156ZM198 28H199V26H198ZM197 28V29H198ZM204 28V27H203ZM209 28V27H208ZM227 28V27H226ZM229 28H231V27H229ZM235 28V29H236ZM42 29V28H41ZM47 29V28H46ZM146 29H148V28H146ZM162 29H164V30H162ZM206 29V28H205ZM210 29H211V27H210ZM218 29V28H217ZM228 29V28H227ZM234 29V30H235ZM51 30V29H50ZM80 30V29H79ZM106 30V29H105ZM117 30V29H116ZM131 30V29H130ZM149 30V29H148ZM188 30V29H187ZM219 30V29H218ZM222 30V29H221ZM225 30V29H224ZM230 30V29H229ZM21 31V30H20ZM67 31V30H66ZM78 31V30H77ZM124 34L126 33V30H125V28H124ZM128 31V30H127ZM139 31H141V30H139ZM146 31V30H145ZM150 32H151V29L149 30ZM207 31V30H206ZM210 30H208V32H209ZM223 31V30H222ZM221 31V32H222ZM231 31H233V29L232 30H230L229 32H231ZM236 31V30H235ZM234 31V32H235ZM239 31H237V32H239ZM42 32V31H41ZM59 32V31H58ZM79 32H81V31H79ZM117 32V31H116ZM121 32V31H120ZM142 32V31H141ZM140 32V33H141ZM148 32V31H147ZM149 32V33H150ZM180 32V31H179ZM198 32V31H197ZM197 32H195V33H197ZM205 32V31H204ZM215 32V31H214ZM237 32H235V33H237ZM245 32V33H246ZM21 33H22V31H21ZM32 33V32H31ZM66 33V32H65ZM64 33V34H65ZM74 33V32H73ZM122 33H123V30H122ZM121 33V36L122 35H124V34H122ZM128 33H129V31H128ZM128 33H126L127 35H128ZM154 33H156V32H154ZM156 33V34H157ZM188 33H192V31L191 32H189L188 31ZM199 33V32H198ZM217 33L219 34V32H217L216 31V34L215 35H217ZM234 33V34H235ZM45 34V33H44ZM81 34V33H80ZM79 34V35H80ZM84 34V33H83ZM82 34V35H83ZM125 34V36H124V38H127L128 36ZM204 34V33H203ZM210 34H212V31H211V33ZM226 34H227V32H226ZM117 35L119 36L120 35V33L119 32H117ZM200 35V34H199ZM213 35V34H212ZM214 35V36H215ZM223 35V34H222ZM238 35V34H237ZM241 35H239V36H241ZM58 36V35H57ZM74 36V35H73ZM72 36V37H73ZM89 36V35H88ZM115 36V35H114ZM184 36V35H183ZM187 36V35H186ZM185 36V37H186ZM206 36H208V33H206ZM245 36H246V34H245ZM244 36V37H245ZM67 37H68V35H67ZM83 37V36H82ZM92 37H93V35H92ZM96 37V36H95ZM112 37V36H111ZM128 37V38H129ZM192 37V36H191ZM194 37V36H193ZM215 37H217V36H215ZM214 37V38H215ZM228 37H229V33H228ZM241 37H243V36H241ZM97 38V37H96ZM96 38H94V39H96ZM115 39H116V37H114ZM113 38V40L112 41H114L115 39ZM127 38V39H128ZM188 38V37H187ZM207 38H213V36H211V37H207ZM214 38H213V40H214ZM226 38V37H225ZM230 38H231V36H230ZM229 38V39H230ZM46 39V38H45ZM57 38H55V40H56ZM89 39V38H88ZM98 39H99V35H98ZM102 39H103V36H102ZM107 39V38H106ZM109 39V38H108ZM144 39V40H143ZM178 39V41L179 42H177L176 40ZM218 39H220V38H218ZM242 39V38H241ZM1 40V39H0ZM3 40V39H2ZM54 40V39H53ZM60 40V39H59ZM100 40H101V38H100ZM141 40H140V42H141ZM145 40H147V41H145ZM189 40V39H188ZM205 40V39H204ZM207 40H209V39H206L205 40V42L207 41ZM232 40V39H231ZM90 41V40H89ZM93 41V40H92ZM95 42H96V40H94ZM102 41V40H101ZM117 41V40H116ZM129 41H131V40H129ZM198 41H200V40H198ZM233 41V40H232ZM58 42V41H57ZM70 42V41H69ZM75 42V41H74ZM91 42V41H90ZM103 42H105L106 43V41H103ZM119 42H120V40H119ZM135 42H138L137 40L135 41ZM134 42V43H135ZM140 42H138L137 44L138 45H140L141 43ZM197 42V41H196ZM209 42V41H208ZM219 42H221V41H219ZM239 42V41H238ZM111 43V42H110ZM110 43L108 44V47L110 46ZM113 43V42H112ZM126 44H128L127 42H125ZM159 43V44H158ZM210 43V42H209ZM74 44V43H73ZM101 44V43H100ZM120 44H121V42H120ZM126 44H124V42L121 44L122 46L123 45H126ZM161 44V45H160ZM185 44V43H184ZM211 44V43H210ZM241 44H243V45H241ZM93 45V44H92ZM92 45H91V48H92ZM97 45H98V43H97ZM101 45H103V44H101ZM191 45V44H190ZM195 45V44H194ZM54 46V45H53ZM120 46V45H119ZM119 46H117V50L119 51ZM122 46H120L121 48H122ZM217 46V45H216ZM47 47V46H46ZM107 46H105V48H106ZM126 47H128L127 45H126ZM193 47V46H192ZM197 47H198V45H197ZM218 47V46H217ZM230 47H232V46H229L228 47V49H229V52L231 51V52H233V55H235L234 54V51H233V48H230ZM11 48V47H10ZM98 48V47H97ZM104 48V47H103ZM180 48V47H179ZM190 48V47H189ZM211 48H212V45H211ZM96 49V48H95ZM113 50H115L114 49V47L112 48ZM198 49V48H197ZM213 49H214V47H213ZM213 49H212V51H213ZM231 49V50H230ZM62 50H64V48H62ZM85 50H86V48H85ZM196 50V49H195ZM204 50V49H203ZM207 50H208V48H207ZM218 50H220V49H218ZM218 50L216 51L217 53H218ZM30 51V50H29ZM99 51H101V50H99ZM116 51V50H115ZM129 51V50H128ZM138 51H140V50H138ZM178 52H179V49L177 50ZM206 51V50H205ZM209 51V50H208ZM212 51H210V53H212ZM225 50L223 49V52H224ZM228 51V50H227ZM227 51H226V54L228 55V53H227ZM117 52V51H116ZM137 52V51H136ZM191 52V51H190ZM189 52V53H190ZM199 52V51H198ZM198 52L196 53L197 55H198ZM204 52V51H203ZM223 52H221V53H223ZM242 52V51H241ZM63 53V52H62ZM103 53V52H102ZM157 53V52H156ZM195 53V52H194ZM205 54H206V52H204ZM208 53V52H207ZM215 52L213 51V54H214ZM220 53V54H221ZM48 54V53H47ZM93 54H94V52H93ZM129 54V53H128ZM158 54V53H157ZM174 54H175V52H174ZM201 54H202V49H201ZM205 54H204V56H205ZM242 54V53H241ZM106 55V54H105ZM109 55V54H108ZM147 55V54H146ZM152 55H151V57H150V59H152ZM199 55H200V52H199ZM216 55V54H215ZM238 55H240V53H238V51H237V56ZM49 56V55H48ZM150 56V55H149ZM149 56H147V58L146 59H148V57ZM194 56H196L195 54H194ZM207 56V55H206ZM206 56H205V58H206ZM241 56H244V55H241ZM72 57V56H71ZM86 57V56H85ZM140 56H138L137 57V60H138V58H139ZM144 57H146V56H144ZM144 57H143V59H144ZM191 57V56H190ZM201 57H202V55L200 56V59H201ZM226 57V56H225ZM240 57V56H239ZM24 58V57H23ZM141 58H142V56H141ZM174 58V57H173ZM209 59H210V57H208ZM208 58H206L205 60L207 61H204V63H203V60H202V63L203 64H205V63H208L210 60L208 59ZM218 58V57H217ZM92 59V58H91ZM113 59H114V57H113ZM121 59V58H120ZM143 59H142V61H143ZM145 59V60H146ZM190 59V58H189ZM227 59H229V58H227ZM22 60V59H21ZM26 60V59H25ZM103 60V59H102ZM111 60V59H110ZM122 60V59H121ZM159 60V61H158ZM209 60V61H208ZM215 60H217V59H215ZM7 61V60H6ZM77 61H79L80 62V60H77ZM91 61V60H90ZM124 61H125V59H124ZM123 61V62H124ZM139 62V65L141 64L142 66H143V64H142V62H141V60H140V58H139V60H138ZM195 61V60H194ZM198 61V60H197ZM196 61V62H197ZM235 61H236V59H235ZM52 62V61H51ZM74 62H76V61H74ZM116 62V61H115ZM122 62V63H123ZM180 62V61H179ZM219 62V60L218 61H216V64ZM5 63V62H4ZM2 61H0V76L7 82V84L9 85V87L11 88L10 90L11 91H13L19 98H20V101L21 102H23V104H24V106L27 108H29L28 110H31V112H32V110L34 111V112H36L37 113V115H39V117H41L45 122H46V124L47 123H50V124H52L53 126H56V123H57V121L55 122V120L51 117L52 115L51 114H49L50 112H48L47 111V109L46 108H44V106H43V104H42V102L39 100V98H36V96H35V92H32L31 91V88H30V84L29 85H25V82H23L22 81V79H20V77H18V76H16V74H14L13 73V71H12V69L11 68H9L7 65H5ZM21 63V62H20ZM130 63H131V61H130ZM137 63V62H136ZM70 64V63H69ZM102 64V63H101ZM108 64V63H107ZM216 64H214V65H216ZM228 64V63H227ZM111 65V64H110ZM138 65V64H137ZM146 65V66H147ZM153 65H154V67H153ZM177 65L179 66V64H178V61H177ZM187 65V64H186ZM195 65V64H194ZM222 64H220V66H221ZM126 66V65H125ZM129 66H131V64L129 65ZM134 66V65H133ZM205 66V65H204ZM208 66L210 67V65H209V63H208V65H207V70L209 71V69H208ZM228 66V65H227ZM226 66V64H225V68L227 67ZM263 66V67H262ZM112 67V66H111ZM145 67V66H144ZM144 67H143V69H144ZM171 67H173L172 69H171ZM189 67V66H188ZM191 67V66H190ZM189 67V70L191 69ZM229 67V66H228ZM227 67V68H228ZM75 68V67H74ZM95 68V67H94ZM107 68H108V66H107ZM110 68V67H109ZM132 68V67H131ZM130 68V69H131ZM136 68V67H135ZM140 68V67H139ZM139 68H137V70H139ZM175 68H177V67H175ZM80 69V68H79ZM85 69H86V67H85ZM88 69H89V67H88ZM123 69V68H122ZM126 69H128V68H126ZM129 69V70H130ZM142 69V70H143ZM188 69V68H187ZM186 69V70H187ZM214 69H215V67H214ZM119 70V69H118ZM132 70V69H131ZM130 70V72H132ZM147 70V71H148ZM179 70V69H178ZM204 70H205V68H204ZM207 70H205V72L203 73V76H204V74H206L208 71ZM221 70H222V68H221ZM87 71V70H86ZM112 71V70H111ZM134 71V70H133ZM176 71V70H175ZM213 71V70H212ZM212 71H211V75H212ZM227 71H228V69H227ZM73 72V71H72ZM83 72V71H82ZM203 72V71H202ZM108 73V72H107ZM133 73V72H132ZM217 73V72H216ZM92 74V73H91ZM91 74H90V72H89V75L91 76ZM122 74V73H121ZM209 74V73H208ZM207 74V75H208ZM88 75V74H87ZM112 74H110V76H111ZM124 75V74H123ZM139 75V74H138ZM173 75V74H172ZM83 76H85V75H83ZM93 76V75H92ZM137 76V75H136ZM135 76V77H136ZM140 76V75H139ZM175 76V75H174ZM89 77V76H88ZM114 77V76H113ZM133 77H134V75H133ZM142 76H140V78H141ZM171 77H173V76H171ZM211 77V76H210ZM213 77H215V73H214V76ZM222 77V76H221ZM2 78L0 79L1 80V82L0 83H3L4 81L2 80ZM159 78H160V80H163V82L162 81H158L159 80ZM170 77H168V79H169ZM176 78H177V72H176ZM176 78H174V79H176ZM187 78V77H186ZM209 78V77H208ZM217 78H219L218 76H217ZM98 79V78H97ZM107 79V78H106ZM109 79H110V77H109ZM215 79H216V77H215ZM88 80V79H87ZM113 80V79H112ZM138 80H139V78H138ZM167 80V79H166ZM210 80H211V78H210ZM56 81V80H55ZM99 81V80H98ZM118 81H119V79H118ZM146 81V80H145ZM151 81V80H150ZM168 81V80H167ZM178 81V80H177ZM186 81H187V79H186ZM198 81H199V83H198ZM204 81V80H203ZM207 81H209V79L207 80ZM207 81L205 80L204 82H206L207 83ZM219 81V86H220V81L221 80H218ZM80 82V81H79ZM93 82V81H92ZM105 82H106V80H105ZM110 82H111V80H110ZM113 82H114V80H113ZM137 82V81H136ZM135 82V83H136ZM144 82V81H143ZM160 82H162L161 83V85H159L158 83H160ZM173 82H175V80L173 81ZM95 83V82H94ZM94 83H93V86H96V85H94ZM120 83H121V81H120ZM168 83H171V81L169 82H167V84ZM186 83V82H185ZM197 83H198V85H197ZM79 84V83H78ZM91 84V83H90ZM89 84V85H90ZM125 84V83H124ZM201 84L203 85V83L201 82ZM210 84V83H209ZM98 85H99V83H98ZM156 85V86H157ZM170 85H173V83L172 84H170ZM176 85H178V84H176ZM185 84H183L182 83V85L181 86H184ZM101 86V85H100ZM104 86V85H103ZM120 86V85H119ZM137 86H138V84H137ZM140 86V85H139ZM148 86V85H147ZM156 86H155V88H153V87H151V88H153V90L154 89H156ZM205 86V87H206ZM8 87V86H7ZM64 87V86H63ZM99 87V86H98ZM116 87V86H115ZM122 87V86H121ZM144 87V86H143ZM172 87V86H171ZM185 87V86H184ZM201 87V86H200ZM199 87V88H200ZM77 88V87H76ZM167 88V87H166ZM220 88V87H219ZM7 89V88H6ZM107 89H108V86H107ZM125 89V88H124ZM146 89H148V87L146 88ZM188 89H189V91H188ZM203 89V87L200 89V90H202ZM207 89V88H206ZM8 90V89H7ZM71 90V89H70ZM91 90V89H90ZM110 90V89H109ZM117 90V89H116ZM122 90H123V88H122ZM152 90V91H153ZM96 91H98V90H96ZM136 91H137V88H136ZM157 91L159 92H161L162 90H160V89H158V87H157V89H156V94L154 93V95L156 96V95H158V93H157ZM166 91V90H165ZM214 91V92H213ZM88 92V91H87ZM207 92H210L209 91V89L207 90ZM206 92V93H207ZM53 93V92H52ZM71 93V92H70ZM86 93V92H85ZM84 93V94H85ZM110 93L113 95V93H112V91H110ZM134 93V92H133ZM142 93V92H141ZM143 93H144V91H143ZM162 93H163V91H162ZM161 93V94H162ZM167 93V92H166ZM201 93V91L198 93V96H199V94ZM145 94V93H144ZM152 92H151V96H152ZM170 94V93H169ZM168 94V95H169ZM176 94H178V93H176ZM182 94V93H181ZM108 95L109 96H111L109 93H108ZM125 95V94H124ZM164 95V94H163ZM14 96V95H13ZM16 96V97H17ZM65 96V95H64ZM72 96V95H71ZM85 95H83V97H84ZM103 96V95H102ZM159 96H161L160 94H159ZM202 95L200 94V97H201ZM82 97V98H83ZM132 97H133V95H132ZM164 97V96H163ZM162 97V98H163ZM166 97V96H165ZM165 97H164V100H165ZM186 97V99L187 100H189V103H187L186 101H184V98ZM72 98V97H71ZM109 98V97H108ZM107 98V99H108ZM112 98H113V96H112ZM126 98V97H125ZM142 98V97H141ZM146 99V102H147V99L148 98H145ZM155 99V98H154ZM192 99V98H191ZM85 100V99H84ZM109 100V99H108ZM117 100H119V99H117ZM121 100V99H120ZM152 100V99H151ZM150 100V101H151ZM100 101H101V99H100ZM104 101V100H103ZM129 101V100H128ZM168 101V102H167ZM194 101V100H193ZM197 101V100H196ZM92 103V102H91ZM90 103V104H91ZM109 103V102H108ZM111 103V102H110ZM131 103V102H130ZM167 103V104H166ZM196 103V102H195ZM56 104V103H55ZM144 104V103H143ZM152 104V103H151ZM114 105V104H113ZM112 105V106H113ZM160 105V104H159ZM79 106V105H78ZM101 106V105H100ZM99 106V107H100ZM142 106V105H141ZM150 106V105H149ZM194 106V107H193ZM137 107V106H136ZM159 107V106H158ZM188 107H192V108H188ZM49 108V107H48ZM126 108V107H125ZM66 109V108H65ZM100 109V108H99ZM104 109H106V108H104ZM124 109V108H123ZM1 110H2V108H1ZM51 110V109H50ZM137 110V109H136ZM151 111H152V109H150ZM150 110H148V112L150 111ZM83 111V110H82ZM107 111V110H106ZM123 111V110H122ZM70 112V111H69ZM119 112H121V110L119 111ZM138 112V111H137ZM108 113V112H107ZM118 113V112H117ZM116 113V114H117ZM145 113V112H144ZM151 113H150V115H151ZM88 114V113H87ZM93 114H94V112H93ZM116 114H115V116H116ZM119 114V113H118ZM137 114V113H136ZM139 114V113H138ZM138 114L136 115V116H138ZM89 115V114H88ZM107 115V114H106ZM120 115H121V113H120ZM142 115V114H141ZM143 115H145V114H143ZM143 115H142V117H143ZM174 115V117L176 118L174 121H172L171 120V118H172V116ZM86 116V115H85ZM92 116V115H91ZM102 116H105V115H102ZM101 116V117H102ZM142 117H141V119L140 120H138V118H137V120L138 121H141V120H145V121H147L146 119H142ZM145 117V116H144ZM143 117V118H144ZM54 118H56V116L54 117ZM105 118H106V116H105ZM104 118V119H105ZM113 118V117H112ZM120 118V117H119ZM134 118V117H133ZM147 118L148 119H150L149 117H148V115H147ZM39 119V118H38ZM58 119V118H57ZM80 119V118H79ZM117 119V118H116ZM173 119V118H172ZM101 120V119H100ZM120 120V119H119ZM136 120V119H135ZM42 121V120H41ZM77 121H78V119H77ZM98 121V120H97ZM149 124H150V122L149 121H147ZM147 122H145L146 124H148ZM63 123V122H62ZM79 123V122H78ZM103 123V122H102ZM164 123V124H163ZM116 124H117V120H116ZM118 124H120L121 125V122L120 121H118ZM123 124V123H122ZM128 124V123H127ZM131 124H133L132 123V121H131ZM163 124V125H162ZM48 125V124H47ZM58 125L59 124H57V128H58ZM140 124H138V126H139ZM143 125V124H142ZM63 126V125H62ZM61 126V127H62ZM90 126V125H89ZM114 126V125H113ZM116 126H119V125H115L114 126V128L116 127ZM123 126H125L126 127V125H125V123H124V125ZM135 126H136V124H135ZM135 126H133V127H135ZM152 126V125H151ZM132 127V128H133ZM144 127V126H143ZM57 128H55V129H57ZM59 128H60V126H59ZM77 128V127H76ZM75 128V129H76ZM122 127H118V129H121ZM137 128V127H136ZM136 128L134 129L135 131H133L134 133L135 132H137L136 134H137V136H139L138 137V139L140 138V139H144L143 137L145 136V135H142L141 133L142 132H139V130H136ZM142 127L141 126H139V129H141ZM145 128V127H144ZM52 129V128H51ZM74 129V128H73ZM116 129V128H115ZM126 129V128H125ZM124 129V130H125ZM155 129V130H156ZM162 129V130H161ZM50 130V129H49ZM61 129H59V131H60ZM101 130V129H100ZM144 130V129H143ZM151 130H154V129H151ZM58 131V132H59ZM69 131H71V130H69ZM87 131V130H86ZM96 131V130H95ZM98 131V130H97ZM102 131V130H101ZM123 131V130H122ZM150 131V130H149ZM56 132H57V130H56ZM116 132V131H115ZM120 132H121V130H120ZM119 132V133H120ZM126 132V131H125ZM129 132V131H128ZM61 133H63V131L61 132ZM103 133H105V132H103ZM113 133V135H115V134H117V133H114V132H112ZM131 133V132H130ZM129 133V134H130ZM140 133V134H139ZM106 134V133H105ZM126 134H127V132H126ZM136 134H134V135H136ZM143 134H146L147 136H148V138L147 139H149V137H150V135H148L147 133H144L143 132ZM156 134V133H155ZM76 135V134H75ZM87 135V134H86ZM88 135H91L90 133H88ZM94 135V134H93ZM92 135V136H93ZM120 135H123L124 136V134H122V132L120 133ZM130 135H132V134H130ZM143 136L142 138H141V136ZM62 136V135H61ZM69 136L70 135H68V136H66V135H63V137H64V140L63 139H60V141L61 140H63V144H61V145H64V146H66V147H68L69 148V150L70 151H68L67 150V148H65L66 150H67V152H71V153H74L76 156H78L79 158H81V156H79L81 153H80V148H79V145L76 143V142H74V141H72V140H70V138H69ZM77 136V135H76ZM91 136V137H92ZM104 136V135H103ZM106 136V135H105ZM109 136V135H108ZM116 136V135H115ZM126 136H128V134L126 135ZM136 136V137H137ZM53 137V136H52ZM62 137V138H63ZM86 137V136H85ZM100 137V136H99ZM125 137V136H124ZM151 137H154V135L152 134V136ZM150 137V138H151ZM169 137V136H168ZM12 138V137H11ZM72 138V137H71ZM86 138H88V137H86ZM112 138V137H111ZM115 138V137H114ZM120 138V137H119ZM122 138V137H121ZM120 138V139H121ZM127 138H129V136L128 137H126V139L125 138H122L121 140L119 139V141L121 142V144H122V147H124V148H122L123 150H128V148H132L133 146V144L131 145L129 142H131L132 141V143L133 142H135V140H134V138H131V139H129V141H128V139ZM160 138V137H159ZM161 138H163V137H161ZM84 139V138H83ZM116 139L118 140V137L116 136ZM115 139V140H116ZM158 139V138H157ZM74 140V139H73ZM103 140V139H102ZM114 140V139H113ZM131 140V141H130ZM134 140V141H133ZM154 140V139H153ZM77 141V140H76ZM81 141H82V139H81ZM86 141V140H85ZM90 141V140H89ZM101 141V140H100ZM108 141H109V139H108ZM112 141V140H111ZM126 141V143H124L123 144V142H125ZM145 141H146V139H145ZM151 141V140H150ZM156 141V140H155ZM93 142V141H92ZM98 142V141H97ZM120 142H119V145H120ZM131 145L130 147L128 146V143ZM161 142V141H160ZM61 143H62V141H61ZM117 143V142H116ZM142 143L143 142H140V145H142ZM59 144H60V142H59ZM113 144H115V143H113ZM135 145H136V142L134 143ZM144 144V143H143ZM157 144V143H156ZM111 145V144H110ZM126 145H127V147H126ZM135 145H134V147L131 149V152L133 151L134 153H131V156L133 157V155L132 154H134V155H136V158H138L137 157V155L139 156V154H141V153H137L136 151H138V152H140L141 151V149L139 148H135ZM145 145V144H144ZM153 145H154V143H153ZM24 146V145H23ZM81 146H82V144H81ZM115 146V145H114ZM121 146V145H120ZM139 146V145H138ZM137 146V147H138ZM147 145H145V147H146ZM151 146V145H150ZM1 147V146H0ZM140 147V146H139ZM153 147V146H152ZM171 147V146H170ZM110 148V147H109ZM111 148H113V146L111 147ZM126 148V149H125ZM98 149V148H97ZM101 149V148H100ZM118 149V148H117ZM136 149V150H135ZM142 149H144L143 148V145H142ZM153 149V148H152ZM92 150V149H91ZM135 150V151H134ZM150 150V149H149ZM93 151V150H92ZM98 151V150H97ZM118 151H119V149H118ZM129 151H130V149H129ZM129 151H127V152H125V153H127L128 154V152ZM168 151V150H167ZM259 151L261 152V156H258V153H259ZM123 152V151H122ZM136 152V153H135ZM148 152V151H147ZM86 153V152H85ZM97 153V152H96ZM79 154V155H78ZM83 154V153H82ZM157 154V153H156ZM5 155V154H4ZM71 155V154H70ZM69 155V156H70ZM84 155V154H83ZM102 155V154H101ZM116 155V154H115ZM120 155V154H119ZM121 155H123V154H121ZM151 155V154H150ZM11 156H12V154H11ZM22 156V155H21ZM29 156V155H28ZM68 156V157H69ZM75 156V157H76ZM112 156V155H111ZM124 156H125V154H124ZM128 156V155H127ZM147 157H148V154L146 155ZM145 155H144V157H146ZM156 156V155H155ZM165 156V155H164ZM85 157V156H84ZM87 157V156H86ZM99 157V156H98ZM113 157V156H112ZM111 157V158H112ZM118 157V156H117ZM121 157H123V156H121ZM126 157V156H125ZM129 157V159H130V155L128 156ZM140 157H141V155H140ZM88 158V157H87ZM104 158V157H103ZM108 158V157H107ZM106 158V159H107ZM134 158H135V156H134ZM76 159H78V158H76ZM91 158H88V162H87V164H86V167H87V169L89 170V174H91L92 175V177H94L100 184H102V187H104L105 189V191H107L109 194H110V196H111V200H113V202H114V205H115V207H116V211H114L115 212V220L113 219L112 221L113 222H111L112 224H110L109 225V227H106V230H105V235L107 236V237H109V238H111V244L112 245H118V246H116L118 249H120V248H122V250L124 249V251H126L125 250V246H126V244H128V243H126L127 242V240L129 239V238H131V239H133L132 237H136L137 235H140V238L143 240V247L145 248V250H147L148 251V259H147V264H158L159 263V261L161 260H163L166 264H191V262L193 261H189V260H191L190 258H189V260H187L185 263L184 262H182L181 260H183V257H182V259H181V256L179 257V254L180 253H182V251L181 252H179V251H177L179 248V246H178V244H176L177 242H176V237L175 236H177V232H178V230H176V227H173V226H171V225H175L176 224V221H178L180 218H179V211H181V209H186L182 204V207H181V205H180V207L179 208H181L179 211H177V212H175V216L173 217V216H169V220H170V222H168V223H166V225L168 224H171L170 225V227L169 228H171L170 230H169V232H168V230H166V227L168 226H166V225H164L165 224V222H162V220L160 221L159 219H158V217H156V213H151V211L149 212V208H148V210L147 209H145L147 206H145L144 205V207H143V204H141L140 203V201L137 199V198H135L134 197V195H132L133 194V192H128L127 191V189L125 190V189H123L122 187H121V185H119L118 186V184L117 183H115L114 182V179L112 180V178L111 179H108V174H106V172H104V171H102L101 169H100V163L102 164V162H100L99 164H97L96 162L95 163H93L91 160H90ZM110 159V158H109ZM146 159V158H145ZM150 159V158H149ZM182 159V158H181ZM1 160V159H0ZM79 160V159H78ZM84 160H86V159H84ZM90 160V161H89ZM132 160V159H131ZM131 160H130V163H131ZM139 160V159H138ZM161 160H163L162 158H161ZM74 161H75V159H74ZM94 161V160H93ZM99 161V160H98ZM103 161V160H102ZM107 161H108V159H107ZM121 161V160H120ZM133 161V160H132ZM142 161H143V159H142ZM184 161V162H185ZM78 163H80L79 161H77ZM83 162V164L85 163L84 161H82ZM81 162V163H82ZM105 162V161H104ZM125 162H126V160H125ZM136 162V161H135ZM179 162V161H178ZM185 162V163H186ZM38 163V162H37ZM127 163L129 164V161L127 160ZM126 163V164H127ZM133 163H134V161H133ZM133 163H131V164H133ZM141 163V162H140ZM148 162H146V166L144 167V165H145V163H143L144 165L142 166V167H144V168H148L147 167V165H149V164H147ZM170 163V162H169ZM168 163V164H169ZM136 164L137 165H135V163H134V168L135 169H137L138 167V174H140V171H139V169L141 168V166H138V162H136ZM191 164V165H192ZM97 165H99V166H97ZM139 165H142V163L141 164H139ZM74 166V165H73ZM80 166V165H79ZM83 167H84V165H82ZM127 166V165H126ZM138 166V167H137ZM166 164L163 166L162 165V167L163 168H166ZM176 166L177 165H175L174 167V169H176V170H178V168H176ZM81 167V166H80ZM104 167V166H103ZM137 167V168H136ZM152 167V166H151ZM168 167V166H167ZM178 167V166H177ZM86 169V170H87ZM142 169V168H141ZM173 169V165L172 164H170V167L168 168V170L167 171H169L170 172V170H172ZM173 169V170H174ZM193 169V168H192ZM136 170V171H137ZM143 170V169H142ZM179 170H180V168H179ZM82 171H84V170H82ZM123 171V170H122ZM134 171V170H133ZM136 171H134V173L136 172ZM175 171V170H174ZM174 171H172V172H170V175H171V173H173ZM183 171V170H182ZM70 172V171H69ZM144 172V174H145V177H147L148 178V176H146V171L144 170L143 171ZM143 172H142V174H140V175H142V177H144L143 175ZM153 172V171H152ZM164 172H165V170H164ZM169 172H168V174H169ZM177 171H175L173 174H172V177L174 176V175H176V176H178V177H174V179L175 178H177V179H179V177H186V176H183V175H181V173H180V175H178V172L176 173ZM185 172V171H184ZM183 172V173H184ZM27 173V172H26ZM123 173V172H122ZM133 173V174H134ZM148 173H149V175H151L150 174V171H148ZM154 173V172H153ZM186 173V172H185ZM132 174V173H131ZM187 174V173H186ZM2 175V174H1ZM116 175V174H115ZM118 175V174H117ZM135 175V174H134ZM137 175V174H136ZM136 175L133 177V175H132V179L133 178H136ZM206 175V176H205ZM25 176V175H24ZM39 176V175H38ZM85 176V175H84ZM83 176V177H84ZM86 176H88V175H86ZM85 176V177H86ZM90 176V175H89ZM192 176V177H193ZM22 177V176H21ZM113 177V176H112ZM141 177V176H140ZM150 177V179L152 178V176H149ZM154 177V176H153ZM5 178H7V176L5 177ZM12 178V177H11ZM118 178V177H117ZM116 178V179H117ZM126 178V177H125ZM130 178V177H129ZM158 178V177H157ZM169 178V177H168ZM209 178V179H210ZM38 179H40V178H38ZM85 179V178H84ZM141 179V178H140ZM139 179V176H138V178L137 179H135V181H134V183L136 182L137 184L139 183H141L142 181ZM149 179V178H148ZM153 180H154V178H152ZM151 179V180H152ZM174 179H172V178H170V180H174ZM190 179V178H189ZM208 179V178H207ZM207 179L205 178V181L207 182ZM208 179V180H209ZM26 180V179H25ZM44 180V179H43ZM126 180V179H125ZM141 181V182H139V181ZM143 180V182L145 181V179L143 178L142 179ZM152 180V181H153ZM158 180V179H157ZM35 181V180H34ZM46 181V180H45ZM81 181V180H80ZM132 181V182H133ZM174 181H176V180H174ZM184 181V180H183ZM188 181V180H187ZM194 181V180H193ZM195 181H198L197 179H195ZM195 181H194V183H195ZM201 181V180H200ZM210 181H211V179H210ZM209 181V182H210ZM78 182V181H77ZM94 182V181H93ZM143 182H142V184H143ZM146 182H147V179H146ZM145 182V183H146ZM172 182V181H171ZM177 182V181H176ZM181 182V181H180ZM31 183H32V181H31ZM96 184H97V182H95ZM128 183V182H127ZM131 183V182H130ZM129 183V184H130ZM135 183V184H136ZM149 183V182H148ZM152 183V182H151ZM150 183V184H151ZM154 183H155V181H154ZM173 183V182H172ZM175 183V182H174ZM197 183V182H196ZM65 184V183H64ZM134 184V185H135ZM138 184V185H139ZM158 184V183H157ZM182 184V183H181ZM180 184V185H181ZM201 184H203V183H201ZM200 184V185H201ZM204 184H206V183H204ZM216 184V183H215ZM132 185H133V183H132ZM147 185V184H146ZM175 186L176 185H178L177 183L176 184H174ZM214 187L215 186H217V185H214V184H212ZM13 186V185H12ZM98 186V185H97ZM137 186V185H136ZM211 186V185H210ZM99 187V186H98ZM101 187V186H100ZM99 187V188H100ZM132 187V186H131ZM151 187V186H150ZM44 188V187H43ZM96 188V187H95ZM135 187H133L132 188V190L131 191H133V189H134ZM176 188H178V187H176ZM204 188V187H203ZM206 188V187H205ZM209 188V187H208ZM18 189V188H17ZM97 189V188H96ZM101 189V188H100ZM141 189V188H140ZM212 189L213 188H211V191H212ZM103 190V189H102ZM136 190H137V188H136ZM150 190V189H149ZM177 190V189H176ZM197 190H199V189H197ZM207 190V189H206ZM70 191V190H69ZM143 191V190H142ZM152 191V193H153V191L154 190H151ZM184 191H185V189H184ZM205 191V190H204ZM203 191V192H204ZM22 192V191H21ZM48 192V191H47ZM134 192H139V191H135V189H134ZM144 192H146V191H144ZM9 193V192H8ZM101 193V192H100ZM107 193V194H108ZM147 193H148V189H147ZM108 194V195H109ZM154 194H155V191H154ZM199 194V193H198ZM210 194V193H209ZM107 195V196H108ZM147 195V194H146ZM151 195V194H150ZM217 195V194H216ZM55 196V195H54ZM155 196H157V195H155ZM160 196V195H159ZM210 196V195H209ZM221 196V197H222ZM230 197V200H228L227 198H229ZM12 197H14V196H12ZM11 197V198H12ZM147 197V196H146ZM149 197V196H148ZM152 197V196H151ZM161 197V196H160ZM184 197H185V195H184ZM206 197H208V196H206ZM232 197V198H231ZM72 198V197H71ZM109 198V197H108ZM152 198H155V197H152ZM199 198V197H198ZM211 198V197H210ZM158 199V198H157ZM36 200V199H35ZM155 200V199H154ZM187 200V199H186ZM39 201V200H38ZM149 201V200H148ZM147 200H146V202H148ZM158 201V200H157ZM182 201V200H181ZM200 201V200H199ZM204 201V200H203ZM209 201H211V200H209ZM245 201V202H244ZM178 202V201H177ZM201 202V201H200ZM49 203V202H48ZM144 203V202H143ZM187 203V202H186ZM150 204V203H149ZM226 204H228V205H226ZM152 205V204H151ZM167 205V204H166ZM212 205V204H211ZM186 206H188V205H186ZM218 206V205H217ZM48 207V206H47ZM177 207V206H176ZM216 206L214 205V207L213 208H215ZM222 206H220V208H221ZM228 207V208H227ZM63 208V207H62ZM154 208H155V206H154ZM209 208V207H208ZM219 208V209H220ZM164 209V208H163ZM178 209V208H177ZM224 209V210H225ZM39 211V210H38ZM209 211V210H208ZM213 211H214V209H213ZM220 211H222V210H220ZM227 211H230V210H227ZM50 213V212H49ZM81 213V212H80ZM169 213V212H168ZM184 213V212H183ZM213 213V212H212ZM216 213V212H215ZM185 214V213H184ZM222 214V213H221ZM232 214V213H231ZM39 215V214H38ZM58 215V214H57ZM161 215V214H160ZM208 215V214H207ZM210 215V214H209ZM216 215V214H215ZM233 215V214H232ZM114 216V215H113ZM159 216V215H158ZM184 216V215H183ZM185 216H186V214H185ZM212 216H213V214H212ZM221 216H223V214L222 215H220V217H218V218H220V220L217 218V220L219 221V223L220 222H222L223 223V218L221 217ZM160 217V216H159ZM232 217V216H231ZM70 218V217H69ZM175 218V219H174ZM221 218H222V221H221ZM38 219V218H37ZM41 219V218H40ZM66 219V218H65ZM232 219V218H231ZM242 219V220H243ZM228 220V219H227ZM110 221H111V219H110ZM244 221V220H243ZM224 222H225V220H224ZM230 222V223H231ZM164 223V224H163ZM173 223V224H172ZM244 223V226L243 227H241V228H244L245 230H247V228L245 227V221L243 222ZM247 223H246V225H247ZM211 224H214V223H211ZM217 224V223H216ZM240 224V225H239ZM107 225V224H106ZM177 225H178V223H177ZM228 226H229V224H228ZM227 226V227H228ZM237 228V227H236ZM240 228V229H241ZM36 229V228H35ZM185 229V228H184ZM243 229V230H244ZM228 230V229H227ZM36 231V230H35ZM220 231L221 232H223V234H220ZM238 231V230H237ZM219 232V233H218ZM227 232V231H226ZM102 233H104V232H102ZM174 235H173V234ZM181 233V232H180ZM253 233V234H252ZM221 235V236H218V235ZM105 235L104 234H102V238H104L105 237ZM215 235H216V237H215ZM50 237V236H49ZM138 237V236H137ZM136 237V238H137ZM178 237V236H177ZM212 237V238H213ZM237 237V238H236ZM242 237V236H241ZM108 238V240L107 241H109L110 239ZM136 238H134V239H136ZM245 239H249L248 241H244ZM187 240V239H186ZM219 240V239H218ZM107 241H105L106 242V244H104V245H107ZM133 241V240H132ZM182 241V240H181ZM222 241V240H221ZM193 242V241H192ZM218 242H220V241H218ZM188 243V242H187ZM111 244H109L108 243V247L110 246L111 247ZM134 244H135V242H134ZM125 245V246H124ZM180 245V244H179ZM222 245V244H221ZM226 245V244H225ZM251 245V246H250ZM119 246H120V248H119ZM122 246V247H121ZM128 246V245H127ZM130 246V245H129ZM132 246V245H131ZM130 246V247H131ZM196 246V245H195ZM223 246V245H222ZM246 246V247H245ZM250 246V249L248 248ZM139 247V246H138ZM138 247H137V249H138ZM142 247V246H141ZM140 247V248H141ZM252 247V248H251ZM103 248H105V246L103 247ZM115 248V247H114ZM134 248H136L135 246L132 248L133 250H134ZM128 249H130L129 247L127 248V250ZM228 249V248H227ZM121 250V251H122ZM131 250V249H130ZM187 250V249H186ZM58 251V250H57ZM120 251V250H119ZM124 251H122V252H124ZM129 251V250H128ZM136 251V254H137V250H135ZM139 251H141L140 249H139ZM185 251V250H184ZM249 251H250V253H249ZM251 251H253L254 252V257L252 256V253H251ZM109 252V251H108ZM127 252V251H126ZM126 252H124V253H126ZM146 252V251H145ZM111 253V252H110ZM109 253V254H110ZM141 253V252H140ZM184 253V252H183ZM132 253H130V255H131ZM134 254V253H133ZM139 254V253H138ZM202 254V253H201ZM112 255V254H111ZM117 255V254H116ZM135 255V254H134ZM181 255V254H180ZM196 255V254H195ZM52 256V255H51ZM123 256H124V254H123ZM123 256H121L122 257V259L123 258H125V257H123ZM131 256H133V255H131ZM182 256H184V255H182ZM188 256V255H187ZM197 256V255H196ZM195 256V257H196ZM200 256V255H199ZM68 257V256H67ZM109 257V256H108ZM116 257V258H115ZM114 258L116 259V261L118 262V261H120L121 260V258H120V260L118 259L117 260V258L118 257H120V255L117 257V256H115ZM65 258V257H64ZM103 258V257H102ZM105 258V257H104ZM186 258V257H185ZM196 258H198V256L196 257ZM108 259V258H107ZM111 259V258H110ZM126 259V258H125ZM132 259V258H131ZM133 259L135 260V257H133ZM186 259H188V257L186 258ZM199 259H197V261L196 260H194V261H196V262H193L192 264H199V263H197V262H199L198 261ZM114 261V260H113ZM122 261V260H121ZM120 261V262H121ZM184 261V260H183ZM110 262V261H109ZM124 262H126V263H124V264H127V262H128V260L127 261H124ZM205 262V261H204ZM220 262V261H219ZM222 262V261H221ZM47 263V262H46ZM102 263V262H101ZM104 263V262H103ZM105 263H107V262H105ZM110 263H112V262H110ZM109 263V264H110ZM115 263V262H114ZM121 263H123V262H121ZM161 263V262H160ZM115 264H117V263H115ZM120 264V263H119ZM131 264H132V262H131ZM137 264V263H136ZM146 264V263H145ZM220 264V263H219Z\"/></svg>",
  "mask_w": 264,
  "mask_h": 264
}]
</instances>
